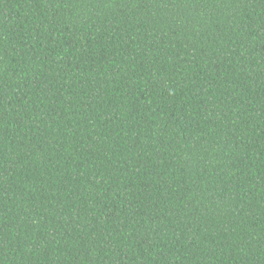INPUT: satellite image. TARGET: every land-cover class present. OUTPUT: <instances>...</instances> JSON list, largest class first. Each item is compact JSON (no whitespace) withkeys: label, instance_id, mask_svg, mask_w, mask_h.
<instances>
[{"label":"trees","instance_id":"1","mask_svg":"<svg viewBox=\"0 0 264 264\" xmlns=\"http://www.w3.org/2000/svg\"><path fill=\"white\" fill-rule=\"evenodd\" d=\"M0 264H264V0H0Z\"/></svg>","mask_w":264,"mask_h":264}]
</instances>
